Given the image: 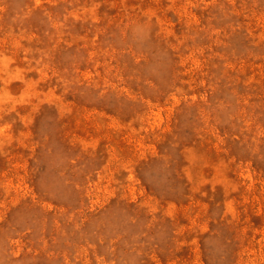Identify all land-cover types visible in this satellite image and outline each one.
Here are the masks:
<instances>
[{
    "label": "rangeland",
    "instance_id": "1",
    "mask_svg": "<svg viewBox=\"0 0 264 264\" xmlns=\"http://www.w3.org/2000/svg\"><path fill=\"white\" fill-rule=\"evenodd\" d=\"M0 264H264V0H0Z\"/></svg>",
    "mask_w": 264,
    "mask_h": 264
}]
</instances>
